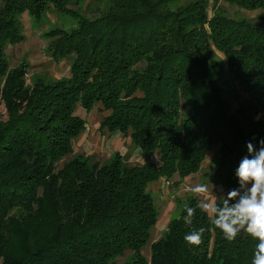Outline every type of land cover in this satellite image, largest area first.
Segmentation results:
<instances>
[{
    "label": "trees",
    "instance_id": "trees-1",
    "mask_svg": "<svg viewBox=\"0 0 264 264\" xmlns=\"http://www.w3.org/2000/svg\"><path fill=\"white\" fill-rule=\"evenodd\" d=\"M80 1L0 0V264H112L125 252L124 264H251L258 241L246 232L225 239L201 209L184 223L195 198L151 244L149 262L140 251L158 216L149 185L197 174L215 150L205 177L227 193L246 144L264 139V0H213L210 18L205 0H91L103 6L91 20L68 9ZM218 3L260 15L236 21ZM50 9L77 19L47 36L50 58L70 59L69 76L27 87L4 50L22 40L19 16L39 21ZM96 105L108 112L100 128L129 138L142 163L74 156L57 169L84 131L76 107ZM201 227L203 243L186 244Z\"/></svg>",
    "mask_w": 264,
    "mask_h": 264
},
{
    "label": "rangeland",
    "instance_id": "rangeland-1",
    "mask_svg": "<svg viewBox=\"0 0 264 264\" xmlns=\"http://www.w3.org/2000/svg\"><path fill=\"white\" fill-rule=\"evenodd\" d=\"M205 1L207 4L206 13L210 18L212 16L213 0ZM181 3L185 4V0L178 2V4ZM176 5L174 4V6ZM217 7L226 17L236 21H253L260 15L259 11L246 12L225 3H218ZM68 9L74 12L77 18L91 20L98 15L96 12L102 10L103 6L91 0H81L78 5H70ZM17 23L22 40L19 44L8 45L4 50L8 69L14 70L23 66L24 83L27 87H31L37 80L52 84L68 78L70 59L66 58L54 62L50 58L47 36L56 29L66 32L76 28L77 19L50 9L39 21H35L24 13L17 18ZM213 60L223 65L221 55L216 52H213ZM223 86L226 92L230 93L234 84L227 77H224ZM230 104L233 105L231 101ZM75 113L84 121V131L72 142L71 154L58 163L57 169L61 167L63 161L74 156H81L89 160L90 164L97 163L99 165L107 163L116 155L122 157L129 165L142 163L139 150L131 143L129 138L122 137L118 133L110 134L105 129L100 128V123L108 115V112L103 111L99 105H96L89 112H85L77 106ZM0 119L5 120V111L1 101ZM215 161V150H213L206 154L205 161L197 174L185 179H179L176 176L169 180L160 179L147 188L158 214L156 223L150 231L149 241L140 251V255L148 262L151 244L158 241L165 234L168 223L178 216L180 205L189 198H195L198 202L206 198L191 192L190 188L205 183L211 189V184L205 176L212 173ZM221 189L223 190V188L215 186L214 194L220 195ZM223 192L226 194L225 190ZM131 259L132 253L125 252L123 256L116 258L112 264H124Z\"/></svg>",
    "mask_w": 264,
    "mask_h": 264
},
{
    "label": "clouds",
    "instance_id": "clouds-1",
    "mask_svg": "<svg viewBox=\"0 0 264 264\" xmlns=\"http://www.w3.org/2000/svg\"><path fill=\"white\" fill-rule=\"evenodd\" d=\"M245 155L235 170L238 187L224 194H214L215 186L211 183H201L190 188V191L206 197L194 207L184 206L186 215L182 216L184 223L193 224L197 209L203 210L212 217V224L219 229L225 239L235 240L239 233L258 241L253 252L251 264H264V139L259 141V147L248 142ZM205 228L193 229L184 234V241L188 245L203 243Z\"/></svg>",
    "mask_w": 264,
    "mask_h": 264
},
{
    "label": "crops",
    "instance_id": "crops-1",
    "mask_svg": "<svg viewBox=\"0 0 264 264\" xmlns=\"http://www.w3.org/2000/svg\"><path fill=\"white\" fill-rule=\"evenodd\" d=\"M224 190V189H223Z\"/></svg>",
    "mask_w": 264,
    "mask_h": 264
}]
</instances>
